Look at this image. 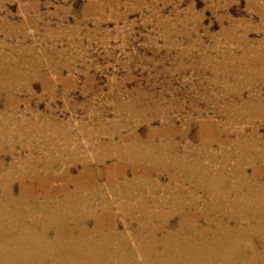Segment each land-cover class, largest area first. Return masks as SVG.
I'll use <instances>...</instances> for the list:
<instances>
[{"label":"rangeland","instance_id":"1","mask_svg":"<svg viewBox=\"0 0 264 264\" xmlns=\"http://www.w3.org/2000/svg\"><path fill=\"white\" fill-rule=\"evenodd\" d=\"M0 197V264H264V0H0Z\"/></svg>","mask_w":264,"mask_h":264},{"label":"bare ground","instance_id":"2","mask_svg":"<svg viewBox=\"0 0 264 264\" xmlns=\"http://www.w3.org/2000/svg\"><path fill=\"white\" fill-rule=\"evenodd\" d=\"M135 146V145H134ZM141 146V145H140ZM139 146V147H140ZM249 152V151H248ZM140 153V152H139ZM143 154V153H142ZM107 157V156H106ZM160 159V158H159ZM124 160V159H123ZM260 160V159H259ZM152 161V160H151ZM179 163V162H178ZM184 164V163H183ZM178 166V165H177ZM156 167V166H155ZM183 167V166H182ZM236 167V166H235ZM55 169V168H54ZM57 170V169H56ZM194 170V169H193ZM215 170V169H214ZM52 171V170H51ZM242 171V170H241ZM98 175H99V173H98ZM236 175V174H235ZM247 175V174H246ZM43 176V175H42ZM239 176V175H238ZM263 178V177H262ZM243 180V179H242ZM114 183V182H113ZM186 183V182H185ZM197 184V183H196ZM223 184H225V183H223ZM3 185V184H2ZM1 185V186H2ZM226 185V184H225ZM149 186V185H148ZM199 187V186H198ZM230 187V186H229ZM87 188V187H86ZM98 188V187H97ZM176 188V187H175ZM69 189V188H68ZM68 189H67V191H68ZM236 189V188H235ZM163 190V189H162ZM242 190V189H241ZM70 191H71V189H70ZM85 191V190H84ZM102 191V190H101ZM260 191V190H259ZM88 192V191H87ZM68 193H70V192H68ZM99 193V192H98ZM211 193V192H210ZM97 194V193H96ZM96 194H95V197H96ZM115 194V193H114ZM243 194V193H242ZM248 194V193H247ZM78 195V194H77ZM83 195V194H82ZM88 195V194H87ZM87 195L85 196V197H81L80 198V202L82 203V205H83V203H85L86 204V206L87 207H89V206H91V208L90 209H87V212L88 211H94V205L92 204V202L88 199V197H87ZM238 195V194H237ZM256 195V194H255ZM90 196V195H89ZM257 196V195H256ZM196 197V196H195ZM1 198V197H0ZM9 198V195H8V197H7V199ZM11 198V197H10ZM61 198H62V196H61ZM67 198V197H66ZM99 198V197H98ZM101 198V197H100ZM252 198V197H251ZM3 199H4V197H3ZM149 199V198H148ZM9 200H12V198L11 199H9ZM24 200V199H23ZM191 200V199H190ZM235 200V199H234ZM4 201H5V199H4ZM16 201H18V200H16ZM26 201V200H25ZM43 201V200H42ZM93 201V200H92ZM20 202H22L21 200L19 201V203ZM30 202V201H29ZM37 202V201H36ZM35 202V203H36ZM73 202V201H72ZM3 203H5V202H3ZM10 203V202H9ZM18 203V204H19ZM45 203H46V201H45ZM66 203H67V201H66ZM79 203V202H78ZM225 203V202H224ZM20 204H22V203H20ZM30 204V203H29ZM36 204H40L39 202H37ZM49 204V203H48ZM56 204V203H55ZM58 204V203H57ZM52 205V204H51ZM72 205V204H71ZM81 205V206H82ZM231 205V204H230ZM252 205H255V204H252ZM22 206V205H21ZM28 206V205H27ZM37 207V209L39 210L40 209V207L38 208V205H36ZM40 206V205H39ZM49 206H50V204H49ZM102 206V205H101ZM237 206V205H236ZM64 207V206H63ZM125 207V206H124ZM191 207V206H190ZM250 207V206H249ZM253 207V206H252ZM0 208H1V206H0ZM44 208V207H43ZM54 208V207H53ZM11 209V208H10ZM16 209V208H15ZM32 209V208H31ZM48 209H49V207H48ZM71 209V208H70ZM79 209V208H78ZM150 209V208H149ZM166 209V208H165ZM197 209V208H196ZM247 209H249V208H247ZM4 210V209H3ZM36 210V209H35ZM37 210V211H38ZM46 210V209H45ZM44 209H43V211H45ZM139 210V209H138ZM137 210V211H138ZM23 211V210H22ZM32 211V210H31ZM59 211V210H58ZM73 211H74V208H73ZM78 211V210H77ZM76 211V212H77ZM83 211V210H82ZM208 211V210H207ZM40 212H41V210H40ZM46 212V211H45ZM48 212H51V210L50 211H48ZM64 212V211H63ZM104 212V211H103ZM249 212V211H248ZM24 213V212H23ZM27 213V212H26ZM53 213V212H52ZM28 214V213H27ZM46 214H47V212H46ZM56 214H58L57 212H56ZM63 213H61V215H62ZM79 214V213H78ZM136 214H138V213H136ZM2 215V214H1ZM26 215V214H25ZM29 215H30V213H29ZM87 213H86V218H87ZM130 215V214H129ZM146 215V214H145ZM5 216V215H4ZM13 216V215H12ZM16 216V215H15ZM27 216V215H26ZM75 216V215H74ZM133 216H134V214H133ZM25 217V216H24ZM77 217V216H76ZM148 217V216H147ZM234 217V216H233ZM14 218V217H13ZM23 218V217H22ZM33 218V217H32ZM43 218V217H42ZM69 218H71V217H69ZM26 219V218H25ZM63 219V218H62ZM61 219V220H62ZM80 219V218H79ZM85 219V218H84ZM135 219V218H134ZM173 219V218H172ZM181 219V218H180ZM254 219V218H253ZM252 219V220H253ZM12 220V219H11ZM20 220V219H19ZM18 220V221H19ZM22 220V219H21ZM41 220H43V219H41ZM47 220H48V218H47ZM69 219H67V221H68ZM90 220V219H89ZM15 221V220H14ZM34 221V220H33ZM49 221V220H48ZM51 221H52V219H51ZM85 221L86 220H84V223H85ZM135 221H137V219H135ZM168 221H170V220H168ZM2 222V221H1ZM7 222V221H6ZM20 222V221H19ZM26 222V221H25ZM37 222V221H36ZM42 222V221H41ZM53 222V221H52ZM81 222H83V221H81ZM90 222V221H89ZM89 222H88V224H89ZM217 222V221H216ZM261 222V221H260ZM4 223V222H3ZM43 223V222H42ZM47 223V222H46ZM66 223V222H65ZM93 223H94V221H93ZM153 223V222H152ZM151 223V224H152ZM21 224V223H20ZM67 224V223H66ZM71 224V223H70ZM87 224V223H86ZM133 224V223H132ZM150 224V223H149ZM154 224H155V222H154ZM12 225V224H11ZM30 225V224H29ZM65 225V224H64ZM72 225H74V224H72ZM82 225V224H81ZM94 225V224H93ZM135 225V224H134ZM35 225H33V227H34ZM70 226V225H69ZM75 226V225H74ZM73 226V227H74ZM83 226V225H82ZM82 226H81V228H82ZM98 226V225H97ZM147 226H148V224H147ZM150 226V225H149ZM208 226V225H207ZM36 227V226H35ZM41 227H43V226H41ZM45 227V226H44ZM54 227H56V226H54ZM54 227H52V228H54ZM60 227V226H59ZM71 227V226H70ZM0 228H3L2 226H0ZM26 228V227H25ZM47 228V227H46ZM45 228V229H46ZM52 228H50V229H52ZM94 228V227H93ZM7 229V228H6ZM33 229H35V228H33ZM72 229V228H71ZM88 229H90V228H88ZM96 230H95V232H94V234H88L87 232H84V229L82 230L83 232H84V234L83 235H80V237L79 236H77V237H75L74 239H78L77 241H86V242H88V240H95V242H97L98 243V248L97 249H95L94 251H92V252H90V253H88V254H82L81 252H82V250L83 249H76L74 252H75V256L71 253V255H73L74 256V259H85V260H87V261H90V262H96L97 264H141V263H139L138 261L136 262L134 259H133V254L131 253V251H130V248L131 247H129V251L127 250V246L126 245H122L121 246V248H120V250L119 251H117V252H115V253H112V251L110 250V245H108V244H106V243H104L103 241H102V239H101V236H98V235H101V233H100V231H99V228L97 227V228H95ZM129 229V228H128ZM5 230V229H4ZM41 230H43V229H41ZM48 230V229H47ZM57 230V229H56ZM55 230V231H56ZM108 230V229H107ZM248 230V229H247ZM13 231V230H12ZM34 231V230H33ZM89 231V230H88ZM91 231V230H90ZM106 231V230H105ZM111 231V230H110ZM110 231H108V232H110ZM126 231V230H125ZM125 231H124V233H125ZM127 231H130V230H127ZM127 231H126V234H127ZM184 231V230H183ZM237 231V230H236ZM3 232V231H2ZM24 233H25V230L23 231ZM45 232V231H44ZM76 232V231H75ZM121 232H123V231H121ZM148 232V231H147ZM151 232V231H150ZM250 232V231H249ZM252 232V231H251ZM12 233V232H11ZM15 233V232H14ZM49 233H50V231H49ZM67 233V232H66ZM253 233V232H252ZM2 234V233H1ZM0 234V235H1ZM18 234V233H17ZM38 234H39V232H38ZM54 234V233H53ZM58 234V233H57ZM57 234H55V235H57ZM77 234V233H76ZM144 234V233H143ZM251 234V233H250ZM15 235V234H14ZM19 235V234H18ZM29 235V234H28ZM40 235H42L41 233H40ZM39 235V236H40ZM48 235V234H47ZM66 235V234H65ZM104 235V234H103ZM115 235V234H114ZM117 236H119L118 234H116ZM132 235V234H131ZM135 235V234H134ZM175 235V234H174ZM234 235V234H233ZM238 235V234H237ZM2 236V235H1ZM22 236H24V235H22ZM32 236V235H31ZM127 236H129V235H127ZM251 236V235H250ZM8 237V236H7ZM15 237H16V235H15ZM14 237V238H15ZM41 237V236H40ZM42 237H44V234H43V236ZM47 237V236H46ZM114 237H116V236H114ZM121 237V236H120ZM119 237V238H120ZM12 238V237H11ZM13 238V239H14ZM55 238H56V236H55ZM108 238V237H107ZM141 238V237H140ZM181 238V237H180ZM215 238V237H214ZM232 238V237H231ZM8 239V238H7ZM6 239V240H7ZM21 239V238H20ZM28 239V238H27ZM40 239V238H39ZM47 239H49L48 237H47ZM69 239V240H68ZM68 239H66V240H68V242L70 241V238H68ZM121 239V238H120ZM122 239H123V237H122ZM128 239V238H127ZM168 239H171V238H168ZM198 239V238H197ZM239 239V238H238ZM252 239V238H251ZM3 240V239H2ZM5 240V239H4ZM3 240V241H4ZM36 240H37V238H36ZM52 240H54V239H52ZM71 240H73V239H71ZM113 240V239H112ZM153 240V239H152ZM163 240V239H162ZM16 241V240H15ZM46 241V240H45ZM76 241V242H77ZM117 241V240H116ZM115 241V242H116ZM125 241H127V240H125ZM133 241V240H132ZM151 241V240H150ZM62 242V241H61ZM74 242V241H73ZM85 242V243H86ZM114 242V243H115ZM131 242V241H130ZM139 242V241H138ZM137 242V243H138ZM165 242V241H164ZM223 242V241H222ZM3 243V242H2ZM12 243V242H11ZM56 243V242H55ZM59 243V242H58ZM62 243H64V241L62 242ZM81 243V246H82V242H80ZM91 243V242H90ZM89 243V244H90ZM123 243H125V242H123ZM122 243V244H123ZM132 243V242H131ZM130 243V244H131ZM152 243H154V242H152ZM16 244V243H15ZM27 244V243H26ZM43 244V243H42ZM45 244V243H44ZM54 244V243H53ZM96 244V243H95ZM229 244V243H228ZM242 244V243H241ZM92 245V244H91ZM97 245V244H96ZM155 245V244H154ZM159 245H162V243L161 244H159ZM164 245V244H163ZM225 245V244H224ZM230 245V244H229ZM237 245V244H236ZM25 246V245H24ZM51 246V245H50ZM69 246H71V244H69ZM79 246V245H78ZM77 246V247H78ZM131 246V245H130ZM72 247V246H71ZM74 247V246H73ZM68 248V247H67ZM75 248V247H74ZM84 248V247H83ZM92 248V247H91ZM118 248V247H117ZM136 248H137V245H136ZM138 248H139V246H138ZM10 249V248H9ZM85 249V248H84ZM111 249H113V247L111 248ZM145 249V248H144ZM165 249V248H164ZM168 249V248H167ZM228 249V248H227ZM12 250L14 251V252H18L20 255H21V257H23V255H27V252L28 251H25L24 250V247H22V248H20V247H12ZM55 250V249H54ZM149 250H150V248H149ZM8 251V250H7ZM73 251V250H72ZM114 251H116V250H114ZM134 251H135V249H134ZM163 251V250H162ZM221 251V250H220ZM2 252V251H1ZM36 252H38V251H36ZM65 252V251H64ZM69 252H70V250H69ZM159 252V251H158ZM43 253V252H42ZM47 253V252H46ZM133 253H135V254H137L136 253V251L135 252H133ZM152 254V253H151ZM244 254H245V252H244ZM156 255V254H155ZM154 255V256H155ZM6 256V255H5ZM145 256V255H144ZM154 256H151V259L150 260H148L147 261V263L146 262H144V263H142V264H160V262L157 260V258H155ZM2 257V256H1ZM46 257V256H45ZM57 257H58V255H57ZM57 257H54V258H57ZM138 257V256H137ZM13 258V257H12ZM19 258V257H18ZM66 258V257H65ZM64 258V259H65ZM139 258V257H138ZM142 258V257H141ZM141 258H139L140 260H141ZM145 258V257H144ZM40 259V258H39ZM50 259V258H49ZM159 259V258H158ZM194 259V258H193ZM5 260V259H4ZM68 260V259H67ZM147 260V259H146ZM175 260V259H174ZM240 260V259H239ZM262 260V259H261ZM32 261V260H31ZM53 261V260H52ZM142 261H143V259H142ZM36 262V261H35ZM54 262H56V260L54 261ZM61 263H62V261H60ZM30 263V262H29ZM38 263V262H37ZM58 263H59V261H58ZM73 263V262H72ZM162 263V262H161ZM49 264V263H48ZM170 264H171V262H170Z\"/></svg>","mask_w":264,"mask_h":264}]
</instances>
